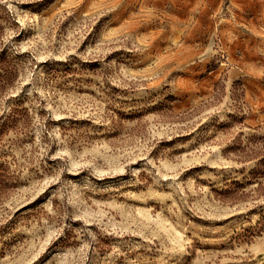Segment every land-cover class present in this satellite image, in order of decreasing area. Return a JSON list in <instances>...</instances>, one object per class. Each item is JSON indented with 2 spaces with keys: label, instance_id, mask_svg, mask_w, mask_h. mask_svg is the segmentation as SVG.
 Returning <instances> with one entry per match:
<instances>
[{
  "label": "rangeland",
  "instance_id": "1",
  "mask_svg": "<svg viewBox=\"0 0 264 264\" xmlns=\"http://www.w3.org/2000/svg\"><path fill=\"white\" fill-rule=\"evenodd\" d=\"M0 264H264V0H0Z\"/></svg>",
  "mask_w": 264,
  "mask_h": 264
}]
</instances>
